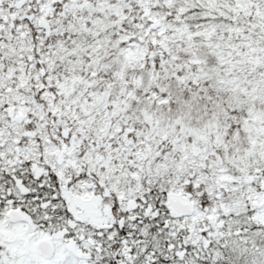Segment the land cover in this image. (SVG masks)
Wrapping results in <instances>:
<instances>
[{"label":"snow or ice","instance_id":"6c2138e0","mask_svg":"<svg viewBox=\"0 0 264 264\" xmlns=\"http://www.w3.org/2000/svg\"><path fill=\"white\" fill-rule=\"evenodd\" d=\"M0 264H264V0H0Z\"/></svg>","mask_w":264,"mask_h":264}]
</instances>
